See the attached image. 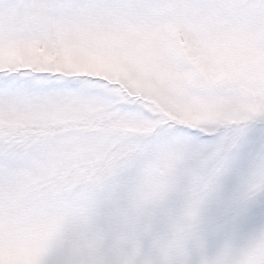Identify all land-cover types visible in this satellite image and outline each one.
<instances>
[{
  "label": "snow or ice",
  "instance_id": "6c2138e0",
  "mask_svg": "<svg viewBox=\"0 0 264 264\" xmlns=\"http://www.w3.org/2000/svg\"><path fill=\"white\" fill-rule=\"evenodd\" d=\"M172 7L264 15V0H20L13 6L52 16H153ZM20 39L0 25V47ZM73 101L99 106L111 122L160 123L147 137L103 136L100 147L84 151L73 146L74 134H48L30 122ZM153 107L100 77L20 59L0 63V178L42 177L21 201L68 217L43 264H78L81 250L94 252L92 264H264V112L231 124H184ZM66 158L85 163L56 169ZM160 158L167 163L150 169Z\"/></svg>",
  "mask_w": 264,
  "mask_h": 264
},
{
  "label": "rangeland",
  "instance_id": "374dc122",
  "mask_svg": "<svg viewBox=\"0 0 264 264\" xmlns=\"http://www.w3.org/2000/svg\"><path fill=\"white\" fill-rule=\"evenodd\" d=\"M19 2L0 0V25L21 37L0 47V63L20 59L106 79L178 123L231 124L264 112V15L258 12L226 16L172 7L153 16H52L14 9ZM194 87L204 91L195 93ZM30 122L48 134H74L73 146L84 151L100 147L103 136L147 137L160 123L111 122L99 106L75 101L38 113ZM82 163L66 158L56 162V169L69 171ZM166 163L160 158L149 167ZM36 179L42 177L0 178V264H43L67 227L66 214L21 201ZM74 258L92 264L96 256L81 250Z\"/></svg>",
  "mask_w": 264,
  "mask_h": 264
}]
</instances>
